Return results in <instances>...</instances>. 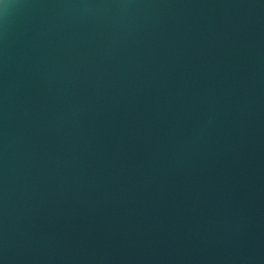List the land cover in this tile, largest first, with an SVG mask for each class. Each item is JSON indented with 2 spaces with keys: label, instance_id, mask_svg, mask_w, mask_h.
I'll return each instance as SVG.
<instances>
[{
  "label": "water",
  "instance_id": "1",
  "mask_svg": "<svg viewBox=\"0 0 264 264\" xmlns=\"http://www.w3.org/2000/svg\"><path fill=\"white\" fill-rule=\"evenodd\" d=\"M0 264H264V0H0Z\"/></svg>",
  "mask_w": 264,
  "mask_h": 264
}]
</instances>
